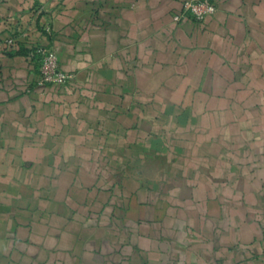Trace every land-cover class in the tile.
<instances>
[{
	"label": "crops",
	"instance_id": "0c3cea01",
	"mask_svg": "<svg viewBox=\"0 0 264 264\" xmlns=\"http://www.w3.org/2000/svg\"><path fill=\"white\" fill-rule=\"evenodd\" d=\"M184 1L0 0V264H264V0Z\"/></svg>",
	"mask_w": 264,
	"mask_h": 264
},
{
	"label": "built area",
	"instance_id": "2783aa9c",
	"mask_svg": "<svg viewBox=\"0 0 264 264\" xmlns=\"http://www.w3.org/2000/svg\"><path fill=\"white\" fill-rule=\"evenodd\" d=\"M216 10V0H185L182 9L176 11L173 18L177 23L189 20L200 23ZM14 42L15 39L12 36L5 40L8 45H12ZM33 47L30 56L34 57L36 63V82L41 85L53 86H62L67 83L72 74L61 68L57 51L52 46L42 43H36Z\"/></svg>",
	"mask_w": 264,
	"mask_h": 264
},
{
	"label": "trees",
	"instance_id": "16d2710c",
	"mask_svg": "<svg viewBox=\"0 0 264 264\" xmlns=\"http://www.w3.org/2000/svg\"><path fill=\"white\" fill-rule=\"evenodd\" d=\"M10 36L14 37L15 42L12 45H8L2 41L1 42V46H2L1 49L3 50V54H22V55H25L26 57H28L31 60V62L33 63L34 68H35V66H36V63L34 62L35 59H34V57L30 56V53L32 52L34 47L33 46L32 47H26L25 42L18 39L19 34L16 32L12 33Z\"/></svg>",
	"mask_w": 264,
	"mask_h": 264
},
{
	"label": "rangeland",
	"instance_id": "374dc122",
	"mask_svg": "<svg viewBox=\"0 0 264 264\" xmlns=\"http://www.w3.org/2000/svg\"><path fill=\"white\" fill-rule=\"evenodd\" d=\"M47 29V27H45ZM7 39V37L5 39H3L2 41L5 42V40ZM19 39V38H18ZM1 41V42H2ZM1 42H0V62H1V57L4 55L3 54V50L1 49ZM36 43H40L39 41H37ZM35 45V44H34ZM45 45V44H44ZM38 84V83H37ZM38 85H41V84H38ZM42 86H53V85H42Z\"/></svg>",
	"mask_w": 264,
	"mask_h": 264
}]
</instances>
